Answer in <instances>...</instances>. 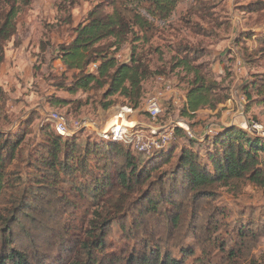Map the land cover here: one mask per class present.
I'll list each match as a JSON object with an SVG mask.
<instances>
[{"label":"trees","instance_id":"obj_1","mask_svg":"<svg viewBox=\"0 0 264 264\" xmlns=\"http://www.w3.org/2000/svg\"><path fill=\"white\" fill-rule=\"evenodd\" d=\"M129 1L164 20L180 0H107L94 7L73 39L57 48L60 77L71 73L68 84L65 79L58 87L71 95L104 89L105 98L116 94L132 109L139 107L142 82L151 71L134 54L124 63L115 53L134 29L147 41L153 26L128 7ZM28 3L0 0V65L16 34L21 5ZM255 6L264 10V0ZM254 42L264 55V35ZM197 57L175 61V69L190 77L183 105L192 115L227 100L219 83L194 64ZM256 87L264 89V82L251 84ZM178 137L186 144L174 156ZM39 138L25 160L30 172L19 180L13 165L23 154L24 137L0 133V264H186L194 256L185 248L189 238L204 259L221 245L217 233L223 222L215 205L220 190L264 189L263 146L236 128L219 129L202 140L176 128L171 148L141 161L121 143L81 145L76 137L58 135L51 124L41 128ZM76 217L79 224L73 225ZM261 236L264 225L249 223L237 237L238 249L249 253Z\"/></svg>","mask_w":264,"mask_h":264},{"label":"rangeland","instance_id":"obj_2","mask_svg":"<svg viewBox=\"0 0 264 264\" xmlns=\"http://www.w3.org/2000/svg\"><path fill=\"white\" fill-rule=\"evenodd\" d=\"M103 1L107 0H29L27 5H21L16 34L6 45L0 65V133L24 137L23 154L13 165L19 180L30 172L25 166L27 154L39 142L40 130L49 124L44 120L50 113L61 115L67 121V128L75 130L71 137L83 145L85 141L99 144L102 139L98 131L122 108L132 109L116 94L105 98L104 89L71 95L58 87L65 79L68 84L71 77V73L64 80L60 77L63 67L57 60L58 46L69 43L89 11ZM255 2L180 0L170 16L161 20L147 16L143 4L129 1L128 7L153 26L147 41L142 32L134 29L115 53L117 60L124 63L134 54L152 74L142 82L139 107L131 110L129 118L139 124H149L150 120L142 112L144 101L162 85H169L177 93L178 101L169 96L161 101L158 124H184L185 128H177L189 131V137L200 140L209 135V129L236 128L263 146L259 158L264 164V89L251 88L253 82H264V55L254 42L255 37L264 35V10H258ZM105 11L111 12V8L106 7ZM194 54L198 56L194 64L202 66L211 80L219 83L227 100L214 110L204 109L192 115L183 105L190 77L175 69V61L182 55ZM89 71L93 72L94 66ZM59 100L66 104H58ZM104 104L108 107H103ZM83 122L88 127L78 125ZM176 141L174 156L179 153L180 145L186 144L181 137ZM135 157L145 160L139 154ZM220 192L215 205L221 211L223 222L217 233L221 245L211 248L203 259L194 240L189 238L185 248L193 250L194 256L186 264H264V236L259 237L247 254L238 249L236 242L249 223L264 225V189L247 185L238 194L226 189ZM72 224H79L78 217ZM117 241L114 234V248L118 246Z\"/></svg>","mask_w":264,"mask_h":264},{"label":"built area","instance_id":"obj_3","mask_svg":"<svg viewBox=\"0 0 264 264\" xmlns=\"http://www.w3.org/2000/svg\"><path fill=\"white\" fill-rule=\"evenodd\" d=\"M166 96L176 99L177 93L169 85L164 84L156 94L148 97L144 101L142 112L150 120L149 124L143 125L132 121L129 118L132 109L122 108L115 116L116 122L114 123V130L108 132L106 125L98 131L99 138L104 141L111 140L121 143L130 148L134 153L144 157L164 151L174 140L177 126L185 128L184 124H177V126L158 124L157 119L161 115V101ZM44 121L52 124L55 132L62 137L71 136L73 131H75L67 128V121L57 113H50L45 117ZM78 125L88 127L85 122ZM207 132L209 135L216 133L214 129H209ZM187 134L190 136L189 131Z\"/></svg>","mask_w":264,"mask_h":264},{"label":"bare ground","instance_id":"obj_4","mask_svg":"<svg viewBox=\"0 0 264 264\" xmlns=\"http://www.w3.org/2000/svg\"><path fill=\"white\" fill-rule=\"evenodd\" d=\"M115 122H116V118L114 117L112 119V121L110 123H108L107 128H106V130L108 132L114 130L113 128L115 127V125H114Z\"/></svg>","mask_w":264,"mask_h":264},{"label":"crops","instance_id":"obj_5","mask_svg":"<svg viewBox=\"0 0 264 264\" xmlns=\"http://www.w3.org/2000/svg\"><path fill=\"white\" fill-rule=\"evenodd\" d=\"M183 102H185V98H183Z\"/></svg>","mask_w":264,"mask_h":264}]
</instances>
